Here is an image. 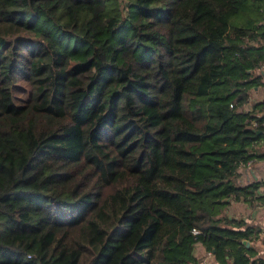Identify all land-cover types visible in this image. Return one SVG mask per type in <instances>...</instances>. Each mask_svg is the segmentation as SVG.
I'll list each match as a JSON object with an SVG mask.
<instances>
[{"label": "trees", "instance_id": "1", "mask_svg": "<svg viewBox=\"0 0 264 264\" xmlns=\"http://www.w3.org/2000/svg\"><path fill=\"white\" fill-rule=\"evenodd\" d=\"M260 71L264 0H0V264H264Z\"/></svg>", "mask_w": 264, "mask_h": 264}, {"label": "crops", "instance_id": "2", "mask_svg": "<svg viewBox=\"0 0 264 264\" xmlns=\"http://www.w3.org/2000/svg\"><path fill=\"white\" fill-rule=\"evenodd\" d=\"M260 74L262 85L251 89L246 107L251 108L257 104L262 105L259 115L263 117L262 126L264 127V71H260ZM254 151L258 155L264 154V140L257 144ZM248 163L249 164L240 167L238 183L240 185H246L255 181L262 182L263 185L259 189V193L261 192L264 194V158L258 159L254 157L248 161ZM223 216L229 220H243L245 226H253L264 232V205L255 204L253 207H249L242 201L230 202L224 210ZM263 235L264 234L261 233L258 239L248 243L249 246H252L257 252L256 257L264 259ZM207 253L208 251L205 250L203 245L196 243L193 249V256L195 257L196 264H219L216 262L212 253L211 255ZM227 264L232 263L229 261Z\"/></svg>", "mask_w": 264, "mask_h": 264}, {"label": "built area", "instance_id": "3", "mask_svg": "<svg viewBox=\"0 0 264 264\" xmlns=\"http://www.w3.org/2000/svg\"><path fill=\"white\" fill-rule=\"evenodd\" d=\"M247 164H249V163L247 162ZM198 233H199V231L193 230V234H198ZM262 242L264 243V235L262 236ZM207 254L211 255V252H208Z\"/></svg>", "mask_w": 264, "mask_h": 264}, {"label": "water", "instance_id": "4", "mask_svg": "<svg viewBox=\"0 0 264 264\" xmlns=\"http://www.w3.org/2000/svg\"><path fill=\"white\" fill-rule=\"evenodd\" d=\"M246 247H249V243L247 241L242 242Z\"/></svg>", "mask_w": 264, "mask_h": 264}]
</instances>
